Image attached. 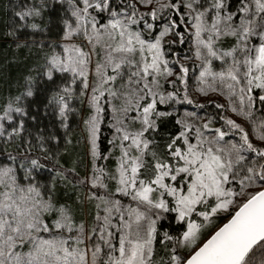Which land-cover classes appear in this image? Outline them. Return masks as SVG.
Returning <instances> with one entry per match:
<instances>
[{
	"label": "snow or ice",
	"instance_id": "obj_1",
	"mask_svg": "<svg viewBox=\"0 0 264 264\" xmlns=\"http://www.w3.org/2000/svg\"><path fill=\"white\" fill-rule=\"evenodd\" d=\"M9 10L0 264H264V0Z\"/></svg>",
	"mask_w": 264,
	"mask_h": 264
},
{
	"label": "trees",
	"instance_id": "obj_2",
	"mask_svg": "<svg viewBox=\"0 0 264 264\" xmlns=\"http://www.w3.org/2000/svg\"><path fill=\"white\" fill-rule=\"evenodd\" d=\"M11 2L12 0H0V33L4 30L5 20L11 16L10 10L5 11V6ZM8 41L9 38L0 35V91L7 90L11 81L17 78L29 63V61L24 60H20L18 63H6L14 55V50L8 45ZM18 55L23 57L24 50L21 49Z\"/></svg>",
	"mask_w": 264,
	"mask_h": 264
}]
</instances>
